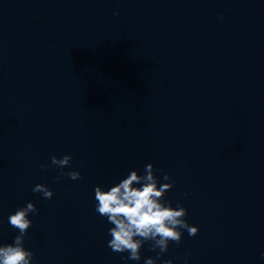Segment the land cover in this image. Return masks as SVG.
I'll use <instances>...</instances> for the list:
<instances>
[{
  "label": "water",
  "instance_id": "1",
  "mask_svg": "<svg viewBox=\"0 0 264 264\" xmlns=\"http://www.w3.org/2000/svg\"><path fill=\"white\" fill-rule=\"evenodd\" d=\"M148 163L199 228L156 264H264V0H0V243L32 201L33 264H144L94 189Z\"/></svg>",
  "mask_w": 264,
  "mask_h": 264
},
{
  "label": "clouds",
  "instance_id": "2",
  "mask_svg": "<svg viewBox=\"0 0 264 264\" xmlns=\"http://www.w3.org/2000/svg\"><path fill=\"white\" fill-rule=\"evenodd\" d=\"M71 161V154L60 157L52 155L50 164L41 163L40 168H59L61 171L55 178L57 180L61 176L78 180L81 178L80 171L71 167L65 171ZM158 171L160 170L152 163H148L144 167V174H140L137 169H131L124 178L107 190L100 185H96L94 189L95 211L112 225L108 229L111 237L108 246L112 251L126 252V259L140 261L141 248L146 242L153 251L159 249L157 255L146 258L144 264H156L160 256L168 250L170 242L179 245L184 230L190 236L199 231L198 226L189 224L185 219L188 214L185 207L179 204L173 207L172 202L165 199V194L173 188L175 181L165 172V182L161 183L157 176ZM32 191L41 193L46 199L53 196V190L44 183L35 184ZM37 211L36 205L28 201L26 206L17 208L8 216V224L16 229L18 234L12 243H0V264H33L34 253L25 247V237L32 226L29 214H35ZM163 264L173 262L169 259L163 261Z\"/></svg>",
  "mask_w": 264,
  "mask_h": 264
}]
</instances>
